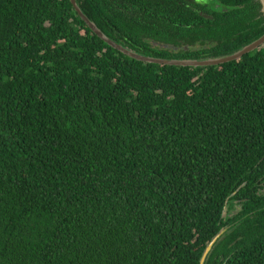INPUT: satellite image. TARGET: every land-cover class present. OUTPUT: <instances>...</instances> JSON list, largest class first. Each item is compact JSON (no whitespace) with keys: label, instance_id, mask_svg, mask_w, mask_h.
I'll return each mask as SVG.
<instances>
[{"label":"trees","instance_id":"trees-1","mask_svg":"<svg viewBox=\"0 0 264 264\" xmlns=\"http://www.w3.org/2000/svg\"><path fill=\"white\" fill-rule=\"evenodd\" d=\"M76 1L156 58L264 35L259 0ZM224 227L205 264H264V45L149 63L70 0H0V264H199Z\"/></svg>","mask_w":264,"mask_h":264},{"label":"water","instance_id":"water-1","mask_svg":"<svg viewBox=\"0 0 264 264\" xmlns=\"http://www.w3.org/2000/svg\"><path fill=\"white\" fill-rule=\"evenodd\" d=\"M74 9L79 14V16L86 22V24L90 27V29L96 33L101 39H103L105 42H107L110 46L113 48L119 50L120 52L124 53L125 55H128L132 58H135L140 61L149 62V63H158V64H164V65H178V66H213V65H219L222 63H226L235 59H239L244 54L249 53L262 45H264V35H262L259 39L256 41L250 43L249 45L245 46L243 49L224 57L220 58H214V59H204V60H177V59H163V58H156L151 56H146L139 54L131 49H128L127 47L122 46L121 44L115 42L111 38H109L101 29H99L94 22H92L81 10L79 5L77 4L76 0H70ZM261 4V10L264 15V0H259ZM227 231V227L222 228L219 233L215 235V237L208 243L206 246L199 264H205L206 259L209 255V253L212 251L214 245L219 240V238Z\"/></svg>","mask_w":264,"mask_h":264},{"label":"flooded vegetation","instance_id":"flooded-vegetation-1","mask_svg":"<svg viewBox=\"0 0 264 264\" xmlns=\"http://www.w3.org/2000/svg\"><path fill=\"white\" fill-rule=\"evenodd\" d=\"M197 2H201V3H204V4H208V5H212V2L210 0H196ZM217 5H215L216 7ZM262 11V10H261Z\"/></svg>","mask_w":264,"mask_h":264}]
</instances>
